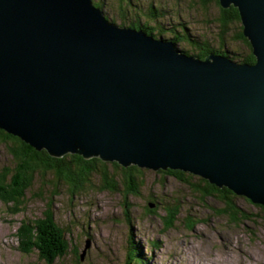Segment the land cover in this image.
Segmentation results:
<instances>
[{"label": "water", "instance_id": "95a60500", "mask_svg": "<svg viewBox=\"0 0 264 264\" xmlns=\"http://www.w3.org/2000/svg\"><path fill=\"white\" fill-rule=\"evenodd\" d=\"M239 9L256 61L120 26L92 0H0V128L61 157L180 169L264 205V0Z\"/></svg>", "mask_w": 264, "mask_h": 264}, {"label": "rangeland", "instance_id": "374dc122", "mask_svg": "<svg viewBox=\"0 0 264 264\" xmlns=\"http://www.w3.org/2000/svg\"><path fill=\"white\" fill-rule=\"evenodd\" d=\"M95 2L104 5L105 14L114 23L155 38L184 36L181 23H185L189 34L218 42L223 29L224 7L217 0ZM152 4L160 13L157 18L145 15ZM120 10L126 14L125 20ZM131 20L147 22L155 27V35L132 26ZM238 27L229 24L225 32L228 44L221 54L242 62L247 48L235 37ZM177 47L194 55L195 47L186 40ZM108 162L109 173L120 175L122 169L115 170L112 161ZM142 168L139 192H129L125 184L102 189L96 169L81 185L63 177L62 172L37 171L22 204L0 200V264H49L38 250L24 252L16 235L23 221L42 222L47 214L64 228L69 241L65 255L52 264H125L133 246L143 253V264H264V209L257 203L245 196L234 197L236 205L252 216L236 222L223 213L226 199L203 193L197 186L204 184L199 175L186 171L193 174L185 175L189 183L159 169ZM18 170L17 159L0 140V173L9 172L11 181ZM167 205L176 208L174 216L166 213Z\"/></svg>", "mask_w": 264, "mask_h": 264}, {"label": "trees", "instance_id": "16d2710c", "mask_svg": "<svg viewBox=\"0 0 264 264\" xmlns=\"http://www.w3.org/2000/svg\"><path fill=\"white\" fill-rule=\"evenodd\" d=\"M217 1L219 2V0ZM95 4L105 13V7L101 2H95ZM121 12L120 17L125 20L127 18L126 14L123 11ZM222 13L223 16L221 19L223 21V29H221L222 32L220 33L218 42H212L210 39H202L189 34V26L185 23H181L185 31L184 36L179 34L175 36L176 38L172 37L171 40H173L177 46L182 40L190 42L195 47L193 50L194 55L200 56L201 58H204L210 52L224 53L222 49L228 44L225 38V32L229 24L233 22L236 24V27L239 25L235 37L240 41L242 40L247 48L245 54L241 56V61L253 64L256 61V57L252 52V46L248 38L243 34L238 8L231 5L228 8H222ZM145 15L149 18H157L160 13L155 5L152 4L146 9ZM131 21L132 26L144 29L147 33L155 35V27H149L147 22L142 24L136 20ZM184 51L188 54L190 53L189 50ZM0 140L8 145L10 153L18 161L19 167L18 172L13 176L11 175L13 177L11 181L9 179V172L0 173V200L5 203H12L15 206L22 204L26 192L32 184L33 177L39 170L46 171L51 169L57 171L59 175L62 172L63 177H68L72 182L78 180L81 185L83 184V181L89 178V172L96 169L99 171L98 174H100L101 180L103 181L102 189L108 188L110 190H112V188L118 189L120 184H125L129 192H139L143 182L141 177L143 168L138 165L132 164L124 167L118 162L112 161L111 163L114 165L115 170L122 169V172L120 175L116 173L111 175L107 168L109 162L104 161L99 157L85 158L78 153H67L62 157L52 156L46 149L38 150L23 141L20 137L8 133L2 128H0ZM159 170L170 173L175 177L183 178V180L192 183L189 178V176L193 177L192 173L172 168ZM186 174L189 176L185 177ZM199 179L204 182L203 185L197 183V186L202 189L203 193L220 195L222 198L226 199L227 205L224 207L223 213L231 216L232 220L238 222L246 218H252L250 212L241 209L236 205L234 197H237L238 195L232 190L227 187H218L204 177L200 176ZM197 190L199 189L197 188ZM257 205L264 209V205ZM164 209L167 214L174 216V210L176 208L173 209L172 205H167ZM16 235L20 240V245L24 252L30 253L34 250H38L40 256L49 262V264H52L57 259L63 257L69 246V241L64 228L56 223L51 214H47L42 222L40 220L23 221L18 227ZM142 254L141 251L137 250V247L133 246L125 264H143L145 259Z\"/></svg>", "mask_w": 264, "mask_h": 264}, {"label": "bare ground", "instance_id": "6f19581e", "mask_svg": "<svg viewBox=\"0 0 264 264\" xmlns=\"http://www.w3.org/2000/svg\"><path fill=\"white\" fill-rule=\"evenodd\" d=\"M93 5L96 7V4L94 3V0H92ZM237 7V6H236ZM239 10V9H238ZM204 15V14H203ZM126 26V25H125ZM128 28V27H126ZM156 37V36H155ZM200 58V57H199ZM232 58V57H231ZM242 209V208H241ZM25 227V226H24Z\"/></svg>", "mask_w": 264, "mask_h": 264}]
</instances>
